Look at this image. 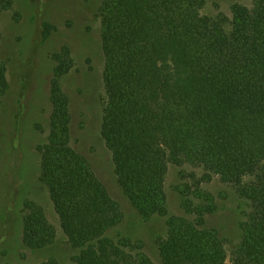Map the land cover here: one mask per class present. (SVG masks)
<instances>
[{
	"label": "trees",
	"instance_id": "1",
	"mask_svg": "<svg viewBox=\"0 0 264 264\" xmlns=\"http://www.w3.org/2000/svg\"><path fill=\"white\" fill-rule=\"evenodd\" d=\"M13 3L0 0V9ZM204 4L101 1L100 133L117 183L142 219L167 213L169 164L203 169L194 187L181 191L182 208L193 219L168 217L165 236L156 239L162 264H264V0L234 3L230 17L217 3L214 15L203 14ZM53 30L43 22L42 39ZM51 60L47 136L36 147L38 179L67 242L80 249L72 261L153 264L138 243L107 235L123 214L85 156L70 144L69 98L60 79L73 68L71 50L62 46ZM7 72L0 60V96L10 88ZM213 176L232 186L249 208L229 261L217 230L205 227L216 203L201 183ZM23 212V246L51 245L56 235L44 208L26 200ZM39 264L58 263L50 258Z\"/></svg>",
	"mask_w": 264,
	"mask_h": 264
},
{
	"label": "rangeland",
	"instance_id": "2",
	"mask_svg": "<svg viewBox=\"0 0 264 264\" xmlns=\"http://www.w3.org/2000/svg\"><path fill=\"white\" fill-rule=\"evenodd\" d=\"M102 0H14L10 9H0V60L8 65L10 88L0 96V264H39L50 258L58 264H75L73 248L63 234L47 188L39 181V154L36 147L45 142L50 104L48 87L52 75L51 54L62 46L71 50L73 68L60 79L69 98L70 144L85 156L97 178L122 211L121 222L107 231L113 239L130 238L153 264H162L156 239L166 234L170 216L193 219L182 208L187 186L203 174L201 167L188 163L169 164L165 177L164 216L142 219L120 189L110 151L101 137L102 72L104 66L97 9ZM203 14L219 10L230 17L234 3L251 6L253 0H204ZM15 13H17L15 15ZM54 27L45 40L42 24ZM196 182V180H195ZM216 207L206 215L205 227L217 230L224 242L227 261L241 237V224L248 212L247 202L218 176L202 182ZM41 205L55 230L51 245L31 250L21 242L23 203Z\"/></svg>",
	"mask_w": 264,
	"mask_h": 264
}]
</instances>
